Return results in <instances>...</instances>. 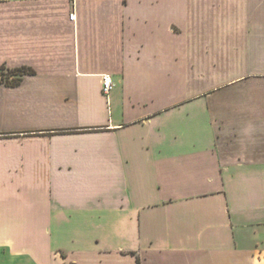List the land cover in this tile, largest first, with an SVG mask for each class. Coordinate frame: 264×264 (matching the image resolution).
I'll return each mask as SVG.
<instances>
[{
  "label": "crops",
  "instance_id": "obj_1",
  "mask_svg": "<svg viewBox=\"0 0 264 264\" xmlns=\"http://www.w3.org/2000/svg\"><path fill=\"white\" fill-rule=\"evenodd\" d=\"M30 224L43 264H264V0H0V250Z\"/></svg>",
  "mask_w": 264,
  "mask_h": 264
},
{
  "label": "rangeland",
  "instance_id": "obj_2",
  "mask_svg": "<svg viewBox=\"0 0 264 264\" xmlns=\"http://www.w3.org/2000/svg\"><path fill=\"white\" fill-rule=\"evenodd\" d=\"M28 228L29 231L26 228L23 240H13L15 247L22 253L19 255L9 254L1 249L0 264H43L42 260L45 259L46 249L40 240V235L44 231V227L43 225L30 224ZM65 234L67 233H63L64 237L61 238L64 244L67 242Z\"/></svg>",
  "mask_w": 264,
  "mask_h": 264
},
{
  "label": "trees",
  "instance_id": "obj_3",
  "mask_svg": "<svg viewBox=\"0 0 264 264\" xmlns=\"http://www.w3.org/2000/svg\"><path fill=\"white\" fill-rule=\"evenodd\" d=\"M34 70L29 67H21V68H16L12 70H8L7 73H5V68H2L1 75L2 79H4L8 83H18L20 81V76L24 73L27 72H33ZM12 77V79H10ZM138 263L141 264L140 258H137Z\"/></svg>",
  "mask_w": 264,
  "mask_h": 264
},
{
  "label": "built area",
  "instance_id": "obj_4",
  "mask_svg": "<svg viewBox=\"0 0 264 264\" xmlns=\"http://www.w3.org/2000/svg\"><path fill=\"white\" fill-rule=\"evenodd\" d=\"M71 17H75V14L73 13ZM114 81L112 80L110 75H104L103 77V92L106 95H109L112 89L114 88Z\"/></svg>",
  "mask_w": 264,
  "mask_h": 264
}]
</instances>
